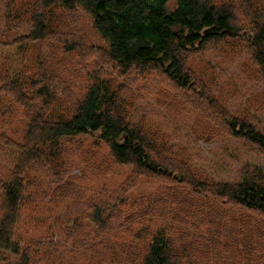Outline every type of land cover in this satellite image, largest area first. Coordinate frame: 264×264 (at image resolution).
Segmentation results:
<instances>
[{"label": "trees", "instance_id": "obj_1", "mask_svg": "<svg viewBox=\"0 0 264 264\" xmlns=\"http://www.w3.org/2000/svg\"><path fill=\"white\" fill-rule=\"evenodd\" d=\"M5 2L12 5L7 16L11 28H30L21 37L34 44V65L31 72L22 69L0 86V94L15 104L23 132L22 140L15 143L17 161L9 168V176L0 178V264H33V252L50 253L47 244L55 241L52 235L24 244L28 230L19 233L24 229L20 228L23 209L34 199L28 188L40 183L31 171L45 170L49 188H68L75 198L68 185L78 176H69L68 168L55 167L60 161L59 142L96 133L110 150V165L131 166L130 179L110 188L103 181L110 166H99L102 174L98 173L94 197L86 198L72 224L67 225L70 218L66 219L63 237L85 243L94 239L92 229L84 238L79 235L87 221L101 235L121 228L129 218L151 213L154 228L146 241L129 246V264H264L262 175H246L233 182L197 178L186 164L157 149L124 113L131 87L154 70L164 81L198 95L216 113L211 117L215 115L220 124L224 121L231 135L264 153V133L250 120L221 107L208 86L188 71L194 55L235 37L243 38L251 59L264 71V0H176L174 8L169 7L170 0ZM84 18H90L107 49L85 47L83 36L76 34ZM80 49L96 57L100 72L104 65L116 67L125 87L115 85V78L98 76L81 99L74 98L71 117L51 119L64 76L56 65H64L67 55ZM64 92L70 95L68 88ZM7 134L0 133L4 146L12 140ZM144 176L164 184L153 195L134 197L130 189L139 186Z\"/></svg>", "mask_w": 264, "mask_h": 264}, {"label": "rangeland", "instance_id": "obj_2", "mask_svg": "<svg viewBox=\"0 0 264 264\" xmlns=\"http://www.w3.org/2000/svg\"><path fill=\"white\" fill-rule=\"evenodd\" d=\"M168 5L174 8L176 0H170ZM11 6H7L5 0H0V86L24 69L26 74L29 73L34 65V44L27 43L21 37L29 33L30 28H11L7 17L12 12L9 9ZM81 29L76 34L83 36L81 41L85 47L92 45L107 49L106 40L92 28L90 18H84ZM248 50L241 37L225 39L212 45L208 51L194 55L188 64V71L196 81L208 86L221 107L250 120L264 133V71L251 59ZM79 51L68 54L64 65H56V68L64 70V76L51 119L71 117L75 111L74 98L81 99L98 76L108 80L115 78V85L121 83L122 88L125 87L123 79L115 71L116 67L104 65V72H100L102 70L96 64V57L84 55L82 49ZM66 88L70 90V95L64 92ZM131 89L132 95L128 96L129 103L124 108L127 119L141 128L157 149L175 157L180 164H186L197 178L216 182L240 181L246 175H262L264 178V153L231 135L225 127L226 123L223 121L224 124H220V120L214 118L216 113L209 109L205 101L201 102L198 95L164 81L154 70ZM0 92L3 93L2 90ZM202 104L201 109L198 105ZM15 109V104H9L7 97L0 94V133L7 132L6 136L12 138L7 146L0 143V178L9 176L8 170L18 158L15 143L22 140V124L15 115ZM211 113L215 115L211 117ZM58 154L60 161L55 167L68 168L69 176H78L77 179H71L68 185L78 197L73 198L68 194L72 192L68 188H49L45 170H41V173L31 171L40 183L28 188L34 199L22 212L20 228L24 229L19 230V233L28 230L22 242L25 244L51 235L55 240L47 244L50 247L48 255L44 249L33 252L32 263L129 264V246L146 241L149 231L154 228L151 213L129 218L121 228L101 235L87 221L83 223L85 227L79 235L84 238L86 232L92 229L94 239L85 243L63 237L62 231L66 219L70 218L67 225L72 224L76 216L81 215L83 203L94 197L92 191L96 190L100 181L97 177L99 166H110V171L103 179L110 188L123 181L128 182L131 166L110 165L113 160L110 150L97 133L61 139ZM163 184L156 177L144 176L141 184L132 187L130 193L134 197L153 195ZM2 206L3 194L0 190V215ZM0 258H3L2 255Z\"/></svg>", "mask_w": 264, "mask_h": 264}]
</instances>
